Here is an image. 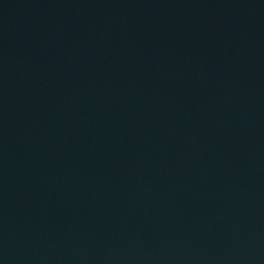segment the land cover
Here are the masks:
<instances>
[{"label":"water","instance_id":"95a60500","mask_svg":"<svg viewBox=\"0 0 264 264\" xmlns=\"http://www.w3.org/2000/svg\"><path fill=\"white\" fill-rule=\"evenodd\" d=\"M0 264H264V0H0Z\"/></svg>","mask_w":264,"mask_h":264}]
</instances>
